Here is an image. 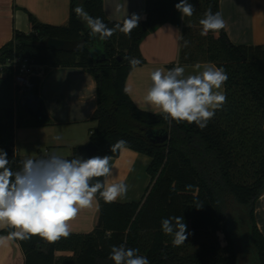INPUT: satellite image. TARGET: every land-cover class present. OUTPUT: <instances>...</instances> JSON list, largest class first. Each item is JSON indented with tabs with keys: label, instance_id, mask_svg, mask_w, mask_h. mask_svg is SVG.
<instances>
[{
	"label": "trees",
	"instance_id": "trees-1",
	"mask_svg": "<svg viewBox=\"0 0 264 264\" xmlns=\"http://www.w3.org/2000/svg\"><path fill=\"white\" fill-rule=\"evenodd\" d=\"M179 2L145 0V17L129 35L117 29L100 40L75 14L77 6L109 28L123 23L106 18L103 0H70L67 27L43 24L28 14L30 32L14 31L0 49V150L7 153L13 171L25 160L16 154L14 130L52 125L47 117L37 121L29 116L21 100L39 98L42 76L56 68L83 69L96 82L97 108L90 119L96 126L89 131V142L98 148L95 156L118 158L121 150L113 153L111 146L124 140L125 149L151 160L146 170L150 183L141 201L106 203L96 194L99 218L89 234L49 243L39 236L11 239L12 228L0 231V236L19 243L24 264H114L111 249L121 244L139 249L150 264H239L243 251L249 264H264V235L255 218L257 201L264 195V45H235L224 28L201 35L199 21L208 9L221 15L220 0H188L195 11L183 18L175 7ZM165 24L182 28L180 65L210 63L228 76L223 85L226 101L203 129L140 110L124 91L130 72L145 64L143 40ZM51 40L63 42L64 49L49 48ZM132 57L141 63L132 67ZM15 58L39 67L27 85H19L9 67ZM161 132L169 134L167 142L149 140ZM42 157L47 156L35 159ZM78 157L74 151L67 159ZM97 179L104 182V177ZM170 216H182L190 233L178 247L162 231L161 221ZM241 231L247 233L243 240ZM219 232L225 248L218 243Z\"/></svg>",
	"mask_w": 264,
	"mask_h": 264
},
{
	"label": "crops",
	"instance_id": "crops-1",
	"mask_svg": "<svg viewBox=\"0 0 264 264\" xmlns=\"http://www.w3.org/2000/svg\"><path fill=\"white\" fill-rule=\"evenodd\" d=\"M104 13L108 20L123 23L133 14L139 20L145 17V0H103ZM70 0H0V49L13 38L14 31L28 34L31 30L28 14L43 24L67 27ZM220 13L225 21V32L235 45H264V0H220ZM181 27L165 24L150 33L142 42L140 52L145 64L134 68L126 81L128 94L134 104L143 111L160 113L146 105L143 97L151 86L150 73L161 68L165 71L176 66L184 67L185 77L199 74L205 65H180ZM215 66V65H214ZM19 85H27V82ZM28 81V79H27ZM223 94L224 86L219 90ZM52 125L44 128L15 129L14 145L21 159H35L42 154H59L63 148L72 155L76 147L89 142V131L96 126L90 122L97 108V87L94 78L79 68H56L41 78L39 98ZM41 149H45V153ZM64 157V156H62ZM150 158L129 149L121 150L118 158H110L112 175L104 182H123L128 186L125 196L116 203L126 204L141 201L150 178L147 167ZM99 204L83 209L71 222V234H89L97 226ZM255 218L264 235V195L257 201ZM10 227L0 228V231ZM57 253L56 256H64ZM25 255L18 242L0 236V264H24Z\"/></svg>",
	"mask_w": 264,
	"mask_h": 264
},
{
	"label": "clouds",
	"instance_id": "clouds-1",
	"mask_svg": "<svg viewBox=\"0 0 264 264\" xmlns=\"http://www.w3.org/2000/svg\"><path fill=\"white\" fill-rule=\"evenodd\" d=\"M175 7L182 18L191 17L195 11V6L188 0H180ZM74 12L86 22L90 35L96 37L98 34L100 40L111 37L117 29L129 35L139 21V17L133 14L124 20L122 26L109 28L99 17L90 16L81 6H77ZM199 23L202 25V36H207L210 31L218 32L226 26L221 15L211 9L204 13ZM188 43L185 40L184 46ZM129 63L136 67L141 61L132 57ZM184 73L185 69L181 66L167 71L161 68L153 70L150 73L151 86L143 101L158 109L166 121L194 123L203 129L226 101V96L219 90L228 76L222 67L214 65H205L199 74L185 77ZM125 145L126 141L119 140L112 144L111 151L116 153ZM9 165L7 153L0 150V228L14 229L9 234L11 239L25 240L39 236L52 243L62 237L67 238L71 234V222L81 210L93 206L97 193L106 203H112L128 191L123 182L109 184L97 179L112 175L109 156H94L85 160L51 154L40 159L23 160L22 167L16 171ZM94 179L95 183L92 182ZM191 187L188 186L189 189ZM196 206L199 208L202 204L197 203ZM161 227L165 235L172 237L174 247L183 245L190 235L182 216L163 219ZM110 259L114 264H150L147 257L139 255V249L123 244L112 247Z\"/></svg>",
	"mask_w": 264,
	"mask_h": 264
},
{
	"label": "water",
	"instance_id": "water-1",
	"mask_svg": "<svg viewBox=\"0 0 264 264\" xmlns=\"http://www.w3.org/2000/svg\"><path fill=\"white\" fill-rule=\"evenodd\" d=\"M47 46L49 48L57 49V50H63L64 49V43L63 42H58L51 40L47 43ZM96 57L98 56L97 54L95 55ZM22 105L24 109L27 111L29 116L34 118L37 121H43L46 119V114L45 111L42 107V104L38 98H33V97H23L22 100ZM169 139V134L165 132H161L158 135L153 136V138H150L149 140L152 143H159L163 144L167 142ZM98 151V148L92 143L88 142L84 145L78 146L77 147V153L80 158L83 159H88L91 157H94Z\"/></svg>",
	"mask_w": 264,
	"mask_h": 264
},
{
	"label": "built area",
	"instance_id": "built-area-1",
	"mask_svg": "<svg viewBox=\"0 0 264 264\" xmlns=\"http://www.w3.org/2000/svg\"><path fill=\"white\" fill-rule=\"evenodd\" d=\"M9 67L18 76L29 79L32 75H35L39 70V67L32 64L28 59L15 58L9 62Z\"/></svg>",
	"mask_w": 264,
	"mask_h": 264
},
{
	"label": "rangeland",
	"instance_id": "rangeland-1",
	"mask_svg": "<svg viewBox=\"0 0 264 264\" xmlns=\"http://www.w3.org/2000/svg\"><path fill=\"white\" fill-rule=\"evenodd\" d=\"M18 81V80H17ZM21 84H24V83H28V81H27V79H24V80H22L21 79ZM21 86H23V85H21ZM42 150V152L43 153H45V149H41ZM69 149H67V148H63V149H61L60 150V152H59V154H61L62 156H64V158H69V157H72V155L69 153V151H68ZM74 151H77V147L75 148V150ZM240 237L242 238V240L245 238V236H247V233L246 232H244V231H241V233H240ZM217 239H218V243L220 244V247L221 248H225L226 246H227V242H226V240H225V238H224V235L221 233V232H219L218 234H217ZM241 253V252H240ZM246 254V253H245ZM244 254V251L239 255V264H249L250 262H249V258H248V256H246Z\"/></svg>",
	"mask_w": 264,
	"mask_h": 264
}]
</instances>
